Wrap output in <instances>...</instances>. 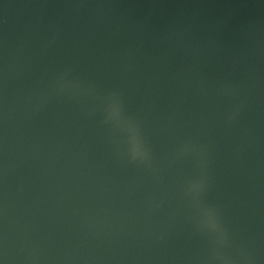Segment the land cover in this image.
Masks as SVG:
<instances>
[{"label":"water","instance_id":"water-1","mask_svg":"<svg viewBox=\"0 0 264 264\" xmlns=\"http://www.w3.org/2000/svg\"><path fill=\"white\" fill-rule=\"evenodd\" d=\"M0 264H264V0H0Z\"/></svg>","mask_w":264,"mask_h":264}]
</instances>
